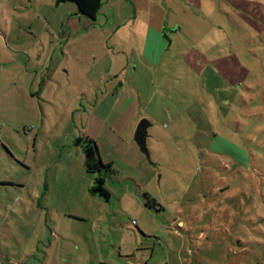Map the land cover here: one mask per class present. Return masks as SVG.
Listing matches in <instances>:
<instances>
[{
    "label": "rangeland",
    "instance_id": "obj_1",
    "mask_svg": "<svg viewBox=\"0 0 264 264\" xmlns=\"http://www.w3.org/2000/svg\"><path fill=\"white\" fill-rule=\"evenodd\" d=\"M101 2L0 0V264H264V0ZM92 114L151 123L107 200Z\"/></svg>",
    "mask_w": 264,
    "mask_h": 264
},
{
    "label": "crops",
    "instance_id": "obj_2",
    "mask_svg": "<svg viewBox=\"0 0 264 264\" xmlns=\"http://www.w3.org/2000/svg\"><path fill=\"white\" fill-rule=\"evenodd\" d=\"M154 32L155 31H152L151 33H149V35L153 33V37H150V41H148L149 39L146 40L145 44L148 45L147 52L152 53L154 55V60L155 61L157 60L158 62V57L165 50V48L162 47V39L159 38V34L156 32L154 33ZM135 70H136V66L133 68L131 67L129 73H132ZM123 86L124 84L120 81L118 83V87L115 93L118 94L119 89ZM105 99H107V96ZM105 102H106V106L114 105V107L117 110L119 108L125 109V107L129 105L128 100L127 101L123 100L119 102L118 100H111V99L108 100L107 99L105 100ZM99 109H101V107L96 105L95 113H97ZM93 114L90 115L87 119L86 130H85V133L82 134L83 135L82 138L88 137V139L94 141L99 158L101 159L103 165L111 163V168H112V166L116 163L115 155L119 154V151L121 148L129 147V150L131 149L134 150V148L138 149L135 142L133 141V134H134L135 128H134V125L130 123L131 121H129L132 116L127 115V114L119 116L115 114L111 118L109 117L105 118V117H102L101 114L95 117L93 116ZM108 131H110L109 135L107 134ZM102 132H104V134ZM76 145L77 144H75V146ZM82 153H84L83 148H82ZM89 171L97 175L95 171H92V170H89Z\"/></svg>",
    "mask_w": 264,
    "mask_h": 264
},
{
    "label": "trees",
    "instance_id": "obj_3",
    "mask_svg": "<svg viewBox=\"0 0 264 264\" xmlns=\"http://www.w3.org/2000/svg\"><path fill=\"white\" fill-rule=\"evenodd\" d=\"M64 2H71L75 4L77 9V15L83 17L86 21H88L91 24L95 23L97 14L99 13V10L102 5L101 0H55L56 5ZM78 142L89 144L94 148L96 147L94 141L88 139V137H84V138L78 137L75 140V144H77ZM104 169L106 170L107 173L109 174L112 173L111 163L104 165ZM89 192L92 193L93 195L99 196L104 200H107L109 198V192L104 185V180L100 177L95 178L92 186L89 188ZM141 197L145 208H151L150 205L152 206L158 205L157 201L147 192H143L141 194Z\"/></svg>",
    "mask_w": 264,
    "mask_h": 264
},
{
    "label": "water",
    "instance_id": "obj_4",
    "mask_svg": "<svg viewBox=\"0 0 264 264\" xmlns=\"http://www.w3.org/2000/svg\"><path fill=\"white\" fill-rule=\"evenodd\" d=\"M150 125L151 123L146 118H141L135 127L133 141L138 147L139 152L142 153L151 164H153L150 160V153L146 143L147 137L149 136L148 127ZM85 166L88 170L95 171L97 174L102 171L104 165L99 158L96 147L89 146L86 149Z\"/></svg>",
    "mask_w": 264,
    "mask_h": 264
},
{
    "label": "flooded vegetation",
    "instance_id": "obj_5",
    "mask_svg": "<svg viewBox=\"0 0 264 264\" xmlns=\"http://www.w3.org/2000/svg\"><path fill=\"white\" fill-rule=\"evenodd\" d=\"M168 32H166V34H167ZM167 37V36H166ZM89 146H91V145H89V144H84L83 143V146H82V148H83V152L85 153V151H86V149L89 147ZM93 147V146H92ZM99 175V176H98ZM108 174H107V172H106V170L104 169V167H103V169H102V171L99 173V174H97V176L98 177H100V178H104L105 176H107Z\"/></svg>",
    "mask_w": 264,
    "mask_h": 264
}]
</instances>
